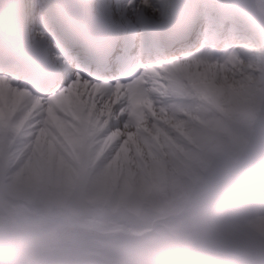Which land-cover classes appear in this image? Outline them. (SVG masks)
I'll list each match as a JSON object with an SVG mask.
<instances>
[{"label": "snow or ice", "instance_id": "1", "mask_svg": "<svg viewBox=\"0 0 264 264\" xmlns=\"http://www.w3.org/2000/svg\"><path fill=\"white\" fill-rule=\"evenodd\" d=\"M249 39L264 43V0H0V184L74 190L85 217L145 199L166 214L213 157L253 138L264 151V47ZM142 237L97 228L40 258L4 243L0 264H163L178 244Z\"/></svg>", "mask_w": 264, "mask_h": 264}, {"label": "bare ground", "instance_id": "2", "mask_svg": "<svg viewBox=\"0 0 264 264\" xmlns=\"http://www.w3.org/2000/svg\"><path fill=\"white\" fill-rule=\"evenodd\" d=\"M234 47L235 44L229 45L224 55L226 51ZM224 55L216 58L222 59ZM222 165H225V169L222 168ZM243 171L246 172L245 175L241 174ZM226 176L231 178V183L223 190L221 196L209 205L202 206L201 216L195 219L194 225L191 227L198 228L199 232L210 241L220 236H233L236 239L240 238L242 242L264 249V232L256 227L260 218L264 217V151L261 150L256 138H253L246 150L238 156L217 155L208 162L206 167L198 170L196 176L189 181L188 186L179 195L176 208L178 211L182 209L189 193L193 192L192 197H196L200 193L196 191L197 187H201V191L210 190L208 194L202 196L199 203L208 200L209 195L219 187L214 188L216 182ZM205 181H207L206 186H204ZM5 191L9 194L10 199L24 203L44 198L54 201L65 200L82 224L80 231L92 234L94 229L108 228V225L92 220L93 213L87 217L80 213L74 190L54 187L46 194L33 198L18 194L8 184H0V199H2ZM151 212L156 213L151 200L145 199L138 205L137 211L134 213L142 214L141 216L147 219ZM180 220H183V217ZM118 223L119 221H116L110 225L112 228L123 227V225H117ZM178 237L185 238L184 235H178ZM2 244L4 242L0 241V245ZM247 246L248 244H244L243 247ZM168 247L170 248L167 251L162 249L159 253V258L163 264H196L198 262L197 257L184 255L182 245L168 244ZM64 248L71 249L72 247L69 245V247ZM186 249L193 251L191 246Z\"/></svg>", "mask_w": 264, "mask_h": 264}, {"label": "rangeland", "instance_id": "3", "mask_svg": "<svg viewBox=\"0 0 264 264\" xmlns=\"http://www.w3.org/2000/svg\"><path fill=\"white\" fill-rule=\"evenodd\" d=\"M222 168L225 169V165H222ZM244 173L245 171L241 172L242 175ZM230 180L231 178L227 176L218 180L214 188L219 187L203 203H199V200L203 195L208 194L210 190L201 191V187H197L196 191L200 193L196 197H192L193 192L189 193L186 202L179 211L176 207L163 215L155 211L156 213L151 212L148 216L146 215L147 219H144L145 217L141 216L142 214L136 213H124L123 216H119L111 213L94 212L91 219L108 225L107 229L101 230L116 229L112 228L110 224L119 221L117 225H123L125 228L145 233V237L140 238L144 241H152L162 228L171 231L176 238V242L184 248V255L192 256L193 258L197 257L198 262L196 264H264V249L242 242L240 238L236 239L233 236H220L210 241V239L199 232L198 228L191 227L194 225L195 219L201 216L202 206L209 205L213 200L221 196L220 194L223 190L231 183ZM206 185L207 181L204 182V186ZM181 217H183V220H180ZM87 234L89 233L80 231L75 241L69 245L75 248ZM178 235H184L185 238L181 239ZM244 244H248V246L243 247ZM69 245L66 244L64 247H69ZM152 246L158 247L156 243H153ZM190 246L193 251L186 249ZM169 248L168 245H165L163 249L167 251Z\"/></svg>", "mask_w": 264, "mask_h": 264}, {"label": "clouds", "instance_id": "4", "mask_svg": "<svg viewBox=\"0 0 264 264\" xmlns=\"http://www.w3.org/2000/svg\"><path fill=\"white\" fill-rule=\"evenodd\" d=\"M81 228L65 200L44 198L24 203L10 199L7 191L0 199V241L25 256L40 258L62 253Z\"/></svg>", "mask_w": 264, "mask_h": 264}, {"label": "water", "instance_id": "5", "mask_svg": "<svg viewBox=\"0 0 264 264\" xmlns=\"http://www.w3.org/2000/svg\"><path fill=\"white\" fill-rule=\"evenodd\" d=\"M66 250H68V248H63L62 253L65 252ZM57 254H61V253H57Z\"/></svg>", "mask_w": 264, "mask_h": 264}]
</instances>
